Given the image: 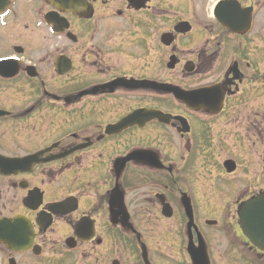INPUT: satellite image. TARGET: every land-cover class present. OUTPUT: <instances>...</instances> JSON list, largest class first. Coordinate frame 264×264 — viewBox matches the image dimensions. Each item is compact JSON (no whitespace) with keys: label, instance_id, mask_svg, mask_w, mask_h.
<instances>
[{"label":"flooded vegetation","instance_id":"af4514ba","mask_svg":"<svg viewBox=\"0 0 264 264\" xmlns=\"http://www.w3.org/2000/svg\"><path fill=\"white\" fill-rule=\"evenodd\" d=\"M263 156L264 0H0V264H192L184 200L264 264Z\"/></svg>","mask_w":264,"mask_h":264},{"label":"water","instance_id":"95a60500","mask_svg":"<svg viewBox=\"0 0 264 264\" xmlns=\"http://www.w3.org/2000/svg\"><path fill=\"white\" fill-rule=\"evenodd\" d=\"M56 4L74 3L76 0H55ZM163 113L155 110H138L132 116L135 123L142 124L152 118L163 120ZM31 159V158H29ZM186 214L190 219L187 228L190 230L192 226V212L188 202H184ZM239 225L244 235L259 249L264 251V192L252 196L245 200L238 210ZM199 244L197 247L192 246L191 242L188 245V251L194 264H208L206 249L202 238L198 237Z\"/></svg>","mask_w":264,"mask_h":264},{"label":"rangeland","instance_id":"374dc122","mask_svg":"<svg viewBox=\"0 0 264 264\" xmlns=\"http://www.w3.org/2000/svg\"><path fill=\"white\" fill-rule=\"evenodd\" d=\"M246 199L247 198L244 199V197H242V199L238 202L239 204L237 206V209L239 205ZM232 214L236 216L235 211L230 213L231 216ZM196 215L200 221H202L204 218L207 219L212 216L211 213L203 212V211L196 212ZM200 229L204 231V235H206V237L211 243L214 264H260L257 258L252 257L251 253L240 248V243L238 241L237 243L236 242L234 243L232 239H228L226 235L222 233L220 226L216 225L214 227H207V229L202 228L200 226ZM177 230L179 231L176 233ZM233 230L236 231L238 234L240 233L237 223H234ZM183 231L184 228L178 226L176 228L171 229L170 231L171 234L169 235L163 234L164 239L163 241H161L162 243L160 244L161 252L162 251L166 252L167 255L170 252L172 253L179 252L180 251L179 246L181 245L182 247H184L185 245V242L183 241V236H184ZM226 243H232V245H230V248L226 247L227 246ZM239 248H240V252H238ZM165 261L169 263L171 259L169 257H166Z\"/></svg>","mask_w":264,"mask_h":264}]
</instances>
